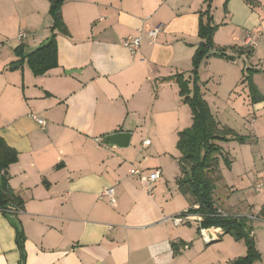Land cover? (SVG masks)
<instances>
[{
  "label": "crops",
  "instance_id": "0c3cea01",
  "mask_svg": "<svg viewBox=\"0 0 264 264\" xmlns=\"http://www.w3.org/2000/svg\"><path fill=\"white\" fill-rule=\"evenodd\" d=\"M206 8V0H68L62 7L68 34L57 37L58 67L35 76L21 59L51 37L50 3L0 0V137L19 154L7 181L24 201L16 217L25 236V264H185L200 223H183L187 233L172 221L192 207L177 184L181 154L174 148L193 118L175 76L191 77ZM211 14L218 29L204 63L224 66L229 75L214 71L210 90L217 96L224 83L230 97L244 94L242 103L235 98L229 106L239 111L236 121L213 115L248 139L223 143V151L247 148L250 170L241 173H257L245 182L232 173L228 181L233 192L252 190L248 196L259 201L245 205L246 198L226 210L215 196L216 204L228 216L256 215L257 231L264 232V190L255 191L264 183V98L253 104L243 82L251 72L264 97V0H213ZM159 26L151 41L147 32ZM21 33L26 37L20 40ZM247 34L257 45L248 44ZM141 35L138 52L124 47L125 39ZM243 109L253 118L247 120ZM119 132L131 133L129 147L104 143ZM259 165L262 181L256 180ZM135 168L162 171L153 195L131 174ZM106 188L115 189V204L101 197ZM254 221L246 222L255 239ZM262 239H255L261 254L255 264H264ZM0 264H22L16 228L2 212Z\"/></svg>",
  "mask_w": 264,
  "mask_h": 264
},
{
  "label": "trees",
  "instance_id": "16d2710c",
  "mask_svg": "<svg viewBox=\"0 0 264 264\" xmlns=\"http://www.w3.org/2000/svg\"><path fill=\"white\" fill-rule=\"evenodd\" d=\"M48 1L50 3V16L53 21L52 35L35 51L27 56L22 55L21 59L22 62L26 60L35 76H43L58 67L57 37L59 34H68L62 17V7L68 0ZM212 1L206 0L207 8L200 15L199 37L202 42L193 58L192 73L196 76L194 85L191 86L190 81L185 79L183 75L175 76L180 96L183 102L189 105L193 118L192 126L179 133L177 147L181 154L179 159L181 176L178 178L177 184L180 192L191 201L192 207L187 213L202 218V221L199 222V232L204 229L220 228L224 231V235H231L237 241L244 240L247 254L238 258L232 264H255L261 260V254L256 248L255 239L246 224V219L228 215L222 216L217 213V209L220 208L216 204L215 191L217 184L222 180L220 164L223 160L226 165H231L220 143L238 141L243 144L248 139L238 135L230 128L222 127L212 114L209 104L201 95L198 69L202 61L215 49L213 38L218 29L211 14ZM21 48L22 46L16 50L19 51V54H22ZM218 56L232 60L224 52H221ZM243 82L247 83L249 87L253 104L264 98L253 82L251 72L244 78ZM18 158V152L7 145L4 139L0 137V212L14 223L22 264H25V236L21 224L17 220V214L10 211V208L23 210L24 201L10 187L7 191H3L1 188L2 177L8 178L9 167L16 163Z\"/></svg>",
  "mask_w": 264,
  "mask_h": 264
},
{
  "label": "rangeland",
  "instance_id": "374dc122",
  "mask_svg": "<svg viewBox=\"0 0 264 264\" xmlns=\"http://www.w3.org/2000/svg\"><path fill=\"white\" fill-rule=\"evenodd\" d=\"M213 51V50H212ZM207 58V57H206ZM205 58V59H206ZM204 59V60H205ZM204 60L202 61V63L200 64V67L198 69V81L199 84H201L202 86H200L201 88V95L205 98V100L207 101V103L209 104L210 110L213 113H217L216 111L219 112L218 116L222 118V120H228V119H235L237 116H233L234 114H236L239 111H235L232 110L231 107H229L230 105H232V99L234 100V103L237 101V98L239 100V102L242 103L244 98V94L243 95H239V94H234L232 95V97L229 96V91L226 89L224 83H223V87L219 89V95H215V93L213 91L210 90V87L214 84V80L210 77L213 76L214 71L217 74H228L229 75V71L223 66H214L211 65L209 66L208 64L204 63ZM25 66H27V63H25ZM193 66V65H192ZM193 70V68H192ZM210 74V75H209ZM183 75V74H181ZM185 77V79L190 81V85L193 86L194 82H195V75L191 72L190 74V78L186 77L185 75H183ZM245 77V76H244ZM201 81V83H200ZM227 86L230 85V82L226 83ZM241 90V89H240ZM241 93V92H240ZM242 94V93H241ZM246 98V97H245ZM251 100V98H250ZM216 103H218V105H216ZM224 104H227V107L225 108ZM187 105V104H186ZM189 107V105H187ZM233 106V105H232ZM250 106V105H249ZM223 110H226L223 111ZM191 111V109H190ZM243 111H245V113L247 112L246 109ZM192 112V111H191ZM244 113V114H245ZM248 115H246L247 120L253 118V111L247 112ZM217 115V114H216ZM245 117V115H243ZM228 118V119H227ZM191 119V116L187 115V120ZM235 121H233V123L235 124ZM240 121V119L238 120ZM247 123V122H246ZM189 124V123H187ZM186 130V128L182 129V131ZM246 134V133H244ZM178 143V142H177ZM223 143H220V145L222 146ZM238 147V146H237ZM236 145H232V147H229V149L227 148V155L226 158L230 161V163H232L231 165H226V163L222 160L221 165H220V169H221V174H222V180L217 184V189L215 191V196L217 197V199L219 200V202L224 206V208L226 210H230V206L232 204L236 203H240L242 200L245 201V199L247 198V204H254V203H258L259 201L254 199L251 195L254 194L255 192H253L252 190H242V191H238V192H233L230 187L229 184V177L230 175H232V173L235 176H240L242 175L244 182L247 180L246 177L249 176H253V174H257L256 171H252L251 175L248 172H244L241 173L243 170L247 171L250 170V163H249V156H250V151L247 148H243L237 149ZM175 152H177L178 154H180L177 144L175 145ZM263 167V165H261V168ZM261 168L260 165L258 166V176H256V180H260L262 181L263 178L261 177ZM172 170V168H171ZM230 172V173H229ZM233 176V175H232ZM241 177V178H242ZM241 180V179H240ZM248 192V194H247ZM249 194L250 197L248 196ZM221 209V208H220ZM223 212V208L221 209ZM225 213V212H224ZM245 217V216H244ZM242 217V218H244ZM246 221L249 220V224L251 223V219H247L245 217ZM255 220L253 223L255 225V234H256V240H258V238H260V240H263L262 237L264 236V232L263 231H257V224H260L261 222ZM192 224H194L195 227H197V223L196 222H192ZM247 224V222H246ZM182 227H184L186 230L185 232L188 233V226L187 224H183ZM191 231V230H189ZM195 233L198 234L197 238L198 240L195 241L194 243V247L192 248L191 252L189 253V255H187V257L185 258V264H229L230 262H233L234 260H236L237 258L241 257V256H245L246 254V243L244 240L242 241H237L233 236L231 235H226L225 237H223V239L220 242H214L211 245H206L204 240L199 237L200 234L199 232L195 231ZM255 240V242H256Z\"/></svg>",
  "mask_w": 264,
  "mask_h": 264
},
{
  "label": "built area",
  "instance_id": "2783aa9c",
  "mask_svg": "<svg viewBox=\"0 0 264 264\" xmlns=\"http://www.w3.org/2000/svg\"><path fill=\"white\" fill-rule=\"evenodd\" d=\"M161 31V27H156L150 31H148V38L151 41H155L157 38V35ZM26 37L25 33H21L19 35V39H23ZM143 37L141 36H135V37H128L127 39L124 40L123 45L126 47L131 53H136L139 51L141 43H142ZM247 42L249 45H257L258 40L254 35L252 34H247ZM34 119L38 121V123L44 127L45 126V121L42 119L37 118L35 115H32ZM150 145V141H145L144 146ZM131 174L140 178L146 183L147 191L150 195H153V192L155 190L156 184L159 182V180L162 178V171L160 169H154L150 172H145L141 169L135 168L131 170ZM264 190V183L257 184L255 186V191L256 192H262ZM102 198H107L111 204L116 203V197H115V189L114 188H106L103 190L101 193ZM10 211L15 214H20L23 212L22 209H16V208H10ZM217 213L222 216H227L221 209H217ZM247 219L251 220H257L256 215H246L245 216ZM244 217V218H245ZM175 225H181L183 223H186L188 221H198L201 222L202 218L197 215H192L189 213H186L184 215L175 217L172 219ZM202 234L206 242L211 243L213 241H217L219 239L220 235L224 234V231L219 228V231L216 230L215 228L211 229H204L202 230Z\"/></svg>",
  "mask_w": 264,
  "mask_h": 264
},
{
  "label": "water",
  "instance_id": "95a60500",
  "mask_svg": "<svg viewBox=\"0 0 264 264\" xmlns=\"http://www.w3.org/2000/svg\"><path fill=\"white\" fill-rule=\"evenodd\" d=\"M19 66L20 64H17L13 68H18ZM73 72L75 71H67V73H73ZM131 137H132L131 133L119 132V133L108 135L107 137H105L104 143L111 145V146H118L120 148H127L130 145ZM1 187L3 191L8 190V181L6 177L4 176L2 177V180H1ZM213 242H216V241H213Z\"/></svg>",
  "mask_w": 264,
  "mask_h": 264
}]
</instances>
